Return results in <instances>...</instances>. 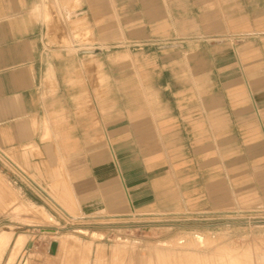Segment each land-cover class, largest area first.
Here are the masks:
<instances>
[{
	"label": "crops",
	"instance_id": "1",
	"mask_svg": "<svg viewBox=\"0 0 264 264\" xmlns=\"http://www.w3.org/2000/svg\"><path fill=\"white\" fill-rule=\"evenodd\" d=\"M1 153L84 217L264 204V0H0Z\"/></svg>",
	"mask_w": 264,
	"mask_h": 264
},
{
	"label": "rangeland",
	"instance_id": "2",
	"mask_svg": "<svg viewBox=\"0 0 264 264\" xmlns=\"http://www.w3.org/2000/svg\"><path fill=\"white\" fill-rule=\"evenodd\" d=\"M66 4H61L62 13L69 10ZM73 6V11L82 8L80 2ZM68 22L61 20L64 26ZM84 23L79 16L68 23L82 44L91 42ZM20 171L0 155V232L13 231L0 264H264L262 203L223 212L181 208L153 215L84 217L65 201L57 203L51 190L44 196ZM40 207L57 224L46 220ZM47 227L61 230L44 233ZM20 236L24 242L16 246Z\"/></svg>",
	"mask_w": 264,
	"mask_h": 264
},
{
	"label": "bare ground",
	"instance_id": "3",
	"mask_svg": "<svg viewBox=\"0 0 264 264\" xmlns=\"http://www.w3.org/2000/svg\"><path fill=\"white\" fill-rule=\"evenodd\" d=\"M3 157L8 160L11 164H15L11 159V161L3 154ZM16 165V164H15ZM17 166V165H16ZM18 167V166H17ZM19 168V167H18ZM20 170V169H19ZM22 174L23 172L20 171ZM24 175V174H23ZM25 176V175H24ZM26 177V176H25ZM27 178V177H26ZM28 180V179H27ZM29 181V180H28ZM30 182V181H29ZM42 208V207H40ZM43 208L41 209V212ZM64 210V211H63ZM63 210L61 209V212L63 211V214H65V216H67V218L71 219L72 216L63 208ZM43 216L45 217V219L49 222H53L55 224H57V222L54 220V218L52 216H50L46 211L43 212ZM151 218V217H150ZM145 221H150V220H146ZM152 221V220H151ZM58 226V225H57ZM150 226V225H149ZM61 229H59L58 227H47V228H43L42 231L44 233H49V232H57V231H60ZM72 231H75V232H80V233H85L81 230H78L76 228H72ZM97 234H93V236H96ZM92 236V237H93ZM12 237H13V231L11 229H3V231L0 232V253L2 252V250H6L8 248V246L10 245L11 241H12ZM98 237V236H97ZM24 242V237L23 236H20V238H18L17 242H16V246H18V244L21 246L22 243ZM2 258V256H1Z\"/></svg>",
	"mask_w": 264,
	"mask_h": 264
},
{
	"label": "water",
	"instance_id": "4",
	"mask_svg": "<svg viewBox=\"0 0 264 264\" xmlns=\"http://www.w3.org/2000/svg\"><path fill=\"white\" fill-rule=\"evenodd\" d=\"M24 174V173H23ZM25 175V174H24ZM27 179H29L27 177ZM29 181L34 185V187H36L44 196H48L40 187H38L34 182H32L30 179Z\"/></svg>",
	"mask_w": 264,
	"mask_h": 264
}]
</instances>
